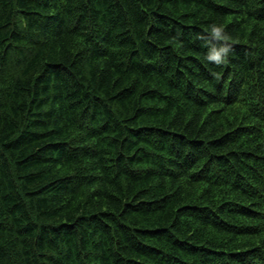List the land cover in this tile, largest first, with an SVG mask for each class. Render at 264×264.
Segmentation results:
<instances>
[{
  "label": "trees",
  "instance_id": "1",
  "mask_svg": "<svg viewBox=\"0 0 264 264\" xmlns=\"http://www.w3.org/2000/svg\"><path fill=\"white\" fill-rule=\"evenodd\" d=\"M0 264H264V0H0Z\"/></svg>",
  "mask_w": 264,
  "mask_h": 264
},
{
  "label": "clouds",
  "instance_id": "2",
  "mask_svg": "<svg viewBox=\"0 0 264 264\" xmlns=\"http://www.w3.org/2000/svg\"><path fill=\"white\" fill-rule=\"evenodd\" d=\"M202 46L207 49L203 59L209 64L220 67L228 62L233 50L231 37L223 23L209 24L204 33L198 37Z\"/></svg>",
  "mask_w": 264,
  "mask_h": 264
}]
</instances>
